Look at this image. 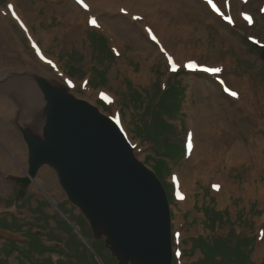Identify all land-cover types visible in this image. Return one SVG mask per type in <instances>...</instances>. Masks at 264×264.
<instances>
[{
	"label": "rangeland",
	"instance_id": "obj_1",
	"mask_svg": "<svg viewBox=\"0 0 264 264\" xmlns=\"http://www.w3.org/2000/svg\"><path fill=\"white\" fill-rule=\"evenodd\" d=\"M69 1L0 0V45L4 40L11 58L9 65L0 66V97L8 101L0 112V136L25 146L22 129L39 134L42 128L33 115L41 87L11 77L32 71L29 66L15 68L16 55L39 61L33 40L57 63H42L46 74L120 123L136 157L158 173L170 203L173 264H242L243 257L244 264H264V52L247 40L253 36L264 43V14L259 13L264 0H230L235 21L230 27L199 0H154L158 2L151 11L139 0H96L97 5L82 0L87 10L78 5L74 20L66 16L72 9ZM241 12L254 15L252 27ZM92 17L96 24L89 27ZM146 25L156 28L164 43L150 30L176 57L175 64L195 60L221 69L219 75L242 92V100L224 96L206 75L185 74L181 66L179 72H169L164 56L146 35ZM7 35L13 38L10 46ZM135 40L143 46L137 47ZM10 50L16 53L9 55ZM178 50L186 54L180 55L182 61ZM100 92L110 97V104L99 101ZM210 127L214 132L205 140ZM190 134L192 151L187 147ZM1 140L0 264H118L104 238L94 239L79 218L50 167L40 169L18 196V186L7 177L25 176L27 167ZM237 144L248 160L228 159ZM3 159L8 170L1 167ZM178 194L184 197L178 199ZM31 245L50 250L38 253L29 250ZM93 245L103 258L94 254Z\"/></svg>",
	"mask_w": 264,
	"mask_h": 264
},
{
	"label": "water",
	"instance_id": "obj_2",
	"mask_svg": "<svg viewBox=\"0 0 264 264\" xmlns=\"http://www.w3.org/2000/svg\"><path fill=\"white\" fill-rule=\"evenodd\" d=\"M59 88L43 90L48 114L42 132L21 131L27 170L9 177L18 196L48 165L94 239L104 238L118 264H173L172 217L162 182L112 118L66 86Z\"/></svg>",
	"mask_w": 264,
	"mask_h": 264
},
{
	"label": "bare ground",
	"instance_id": "obj_3",
	"mask_svg": "<svg viewBox=\"0 0 264 264\" xmlns=\"http://www.w3.org/2000/svg\"><path fill=\"white\" fill-rule=\"evenodd\" d=\"M90 2H92V3H94L95 5H97L98 4V2L96 1V0H89ZM126 2H128V3H130V1L129 0H125ZM138 1V0H137ZM165 1V0H164ZM163 1V2H164ZM68 2V1H67ZM87 2H88V0H87ZM117 2H119V0H111V3H117ZM125 2V3H126ZM134 2V1H133ZM133 2H131L132 4H134ZM139 2L141 3L140 5H142L143 6V8L146 10V11H151V10H154V5L158 2H156V1H154V0H139ZM138 3V2H137ZM166 4L168 3V2H165ZM222 3V2H221ZM102 4V3H101ZM132 4H131V6H132ZM68 5H71L72 6V9H70V11L68 10L67 12V15L66 16H68V19H70V20H74L76 17H77V15L76 14H79V10H78V5L76 4H74V2L72 1V0H70L69 1V4ZM92 5V4H91ZM128 6V5H127ZM126 6V7H127ZM139 6V5H138ZM164 6L165 7H167V5H165L164 4ZM137 7V6H136ZM134 8H135V5H134ZM15 9V8H14ZM127 9V8H126ZM138 10V9H137ZM18 11V10H17ZM130 11V10H129ZM19 12L20 11H18V15L17 16H19ZM2 13V12H1ZM131 13V12H130ZM156 12L155 11H153V12H150V14H152V15H154ZM129 15V14H128ZM147 15V14H146ZM147 17H149V16H147ZM18 18V17H17ZM143 20H144V18H143ZM20 21V20H19ZM147 26L146 27H144V30H146L147 31ZM154 28V27H153ZM150 29V28H149ZM156 29V28H155ZM0 30H2L1 28H0ZM120 30V32L121 33H123V34H127V31L125 30V29H123V28H120L119 29ZM120 33V34H121ZM160 33V32H159ZM152 34V33H151ZM146 35L148 36V31L146 32ZM125 36V35H124ZM13 38L10 36V35H7L6 36V41L9 43L11 40H12ZM31 42H32V44H35V47H34V49H35V51L37 52H40L39 54H38V52H37V56H38V60L40 61H38V62H36V63H34V62H32L31 60H29L27 57H26V55H24V53H22V55L20 54V55H16L17 56V58H13V60H15V68L17 67V66H29V67H31L32 68V71L30 72V73H25L24 74V72L23 73H21V74H19V75H17L16 74V76H12L11 75V77H13V78H15V79H19V80H24V81H26L27 80V82L28 81H34V82H36L37 84H39V86L41 87V89H39V90H37L38 92H39V97H40V99H41V101H39V103H37L36 105H35V107H36V109H35V111H34V113L35 114H33L36 118H39V120H41L40 122H41V126H42V128H41V132H42V130H43V128L45 127V124H46V120H47V104L45 103V98H44V89H46V88H49L50 90H54V91H59L60 90V84L56 81V80H54V79H52L50 76H48L47 74H46V71H45V69L43 68L42 69V67L44 66L42 63H45V64H53V66L55 65L56 67H58L57 66V63L54 61V60H51L47 55H45V54H43V50L42 49H38V48H40L38 45H36V43L35 42H33V40H31ZM135 45L137 46V47H142L143 45H141L139 42H137L136 40H135ZM5 44H6V42H5ZM141 45V46H140ZM9 46H10V43H9ZM9 49H11V48H9ZM8 49V50H9ZM3 51H5V55H2V52ZM6 51H7V49H6V47H5V45H4V40H2V42H1V45H0V66H7V65H9V63H11V58L6 54ZM180 51H182V50H178V52H176V55H178V57L180 56V55H183V54H181L180 53ZM14 53H16V51L14 50V51H12V50H10L9 51V55H14ZM17 54H19V53H17ZM169 54V53H168ZM170 55V54H169ZM189 55V54H188ZM175 57V56H174ZM176 58V57H175ZM181 61H182V59H181V56H180V58H179ZM186 59H188V58H186ZM193 59V58H192ZM179 60V61H180ZM185 60V59H184ZM189 60V59H188ZM174 62V61H173ZM178 62V61H177ZM185 62V61H184ZM182 63V62H181ZM180 63V64H181ZM18 67V69L20 70V68ZM55 67V68H56ZM24 70V69H23ZM27 71V70H26ZM22 72V71H21ZM227 78V77H226ZM29 83V82H28ZM225 84H227V82H225ZM62 85V84H61ZM35 88H37V87H35ZM61 91V90H60ZM236 91H237V93H238V98H240L241 100H242V96H241V94H242V92H239V89H236ZM245 93V92H244ZM243 95V94H242ZM247 95V94H246ZM37 96V95H36ZM248 96V95H247ZM244 99V98H243ZM245 100V99H244ZM5 101V102H4ZM8 101H6V97L5 96H2V97H0V112H1V108H5V107H7L8 105ZM7 109V108H6ZM3 112V111H2ZM201 114H203V112L201 111L200 112ZM190 115H191V117L194 119V122H195V119H196V115H197V112H196V110H192L191 112H190ZM258 116V115H257ZM190 117V116H189ZM204 121V120H203ZM200 122H202V120H200L199 121V123ZM205 122V121H204ZM192 123H193V121H192ZM204 124V123H203ZM202 124V125H203ZM211 128V127H210ZM209 128V132H207V133H205L204 134V139L206 140V138H207V136L209 135V133H211V134H213V132L215 131V129L213 128V126H212V128L214 129V131L212 130V128L210 129ZM203 134V133H202ZM197 135H200V130L199 131H197ZM207 135V136H206ZM0 138H2V142L4 143V144H6L7 145V147L12 151V152H14L21 160H22V162L23 163H25L26 164V167H27V159H28V152H27V148H25L26 147V145L25 146H23V145H18L17 144V142H16V140H14V138H10V137H7V136H5L4 134H2L1 136H0ZM210 138V137H209ZM205 142V141H204ZM248 147V146H247ZM222 148V147H221ZM227 148V147H226ZM252 148V147H251ZM248 149V148H247ZM195 150H196V146H195ZM253 150V149H252ZM251 150V151H252ZM1 151V153H3L2 152V150H0ZM221 151V150H220ZM230 152H231V154H229V156H228V159L229 160H232V161H236V160H240V159H244L245 160V158L248 160V158H249V156H248V154L246 153V151H245V149H244V152H243V150H242V147H240V145L239 144H237V145H234L233 147H232V149L230 150ZM228 153V152H227ZM244 153H245V155H244ZM251 153V152H250ZM226 154V153H225ZM225 156H227V155H225ZM245 156V157H244ZM205 157V156H204ZM253 157V156H252ZM227 158V157H226ZM256 159V158H255ZM252 160V159H251ZM251 160H249V161H251ZM228 161V160H227ZM233 163V162H232ZM235 163V162H234ZM47 167H48V165H46ZM2 168H7V170H8V165H7V162H5L4 161V159H3V164H2V166H1ZM11 167V166H10ZM43 169V167L41 168V170ZM5 171H6V169H5ZM15 171V170H14ZM9 173V172H8ZM7 173V174H8ZM2 175V174H1Z\"/></svg>",
	"mask_w": 264,
	"mask_h": 264
},
{
	"label": "trees",
	"instance_id": "obj_4",
	"mask_svg": "<svg viewBox=\"0 0 264 264\" xmlns=\"http://www.w3.org/2000/svg\"><path fill=\"white\" fill-rule=\"evenodd\" d=\"M101 43H99V41H98V44H103V42L102 41H100ZM98 47H99V45H97ZM100 47H101V45H100ZM99 50L101 51V53L103 54V48L101 47V48H99ZM172 88V87H171ZM170 91V90H169ZM169 91L167 92V95L169 94ZM172 91H176V93H177V90L174 88ZM171 91V92H172ZM175 93V94H176ZM172 95V94H171ZM170 95V96H171ZM163 166H165V164H163ZM156 172V171H155ZM157 173V172H156ZM158 174V173H157ZM79 218H81V220H83V217L82 216H79ZM66 229H68L69 231H71L70 230V228L69 227H66ZM86 236V235H85ZM67 247H69V246H67ZM31 249H35L38 253H43L44 251H49L50 249L49 248H47V247H44V246H40V245H37L35 248H34V245H31L30 247H29V250H31ZM93 252H94V254L95 255H97L98 257H100V259L101 258H103L102 257V255H101V252L97 249V247H96V245H93ZM236 250V249H235ZM238 251V250H237ZM240 255H241V257H243L242 256V254L240 253ZM244 262H245V257H243V261H242V264H244ZM22 264V263H21ZM103 264H105V262H103Z\"/></svg>",
	"mask_w": 264,
	"mask_h": 264
},
{
	"label": "snow or ice",
	"instance_id": "obj_5",
	"mask_svg": "<svg viewBox=\"0 0 264 264\" xmlns=\"http://www.w3.org/2000/svg\"><path fill=\"white\" fill-rule=\"evenodd\" d=\"M209 2L211 3V0H209ZM77 3H82V0H77ZM12 6L11 5H9V8H11ZM85 7H86V5H85ZM15 13H13V16L15 17ZM246 19L248 18V17H245ZM230 22V21H229ZM90 23H92L93 25H95L96 24V22H95V20L94 19H92L91 21H90ZM21 26H23V25H21ZM153 39H155V37H153ZM39 54V53H38ZM169 62H171V57H169ZM188 68H191V69H195L196 68V65L195 64H193V63H189L188 65H186ZM172 70L173 71H176V67H175V65L173 64V66H172ZM203 71H206V72H208V71H213V72H215V71H218V69H208V68H204V69H202ZM230 94L232 95V96H236L237 94L235 93V92H230Z\"/></svg>",
	"mask_w": 264,
	"mask_h": 264
},
{
	"label": "crops",
	"instance_id": "obj_6",
	"mask_svg": "<svg viewBox=\"0 0 264 264\" xmlns=\"http://www.w3.org/2000/svg\"><path fill=\"white\" fill-rule=\"evenodd\" d=\"M183 55H186V54H183Z\"/></svg>",
	"mask_w": 264,
	"mask_h": 264
}]
</instances>
